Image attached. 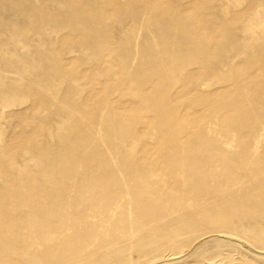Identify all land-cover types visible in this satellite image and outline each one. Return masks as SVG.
Here are the masks:
<instances>
[{
	"label": "rangeland",
	"instance_id": "rangeland-1",
	"mask_svg": "<svg viewBox=\"0 0 264 264\" xmlns=\"http://www.w3.org/2000/svg\"><path fill=\"white\" fill-rule=\"evenodd\" d=\"M0 264H264V0H0Z\"/></svg>",
	"mask_w": 264,
	"mask_h": 264
}]
</instances>
